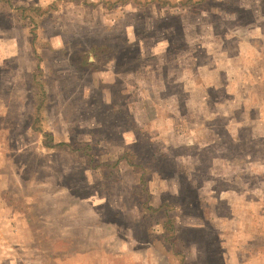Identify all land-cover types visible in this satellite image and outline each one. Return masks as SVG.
Instances as JSON below:
<instances>
[{
	"label": "rangeland",
	"instance_id": "374dc122",
	"mask_svg": "<svg viewBox=\"0 0 264 264\" xmlns=\"http://www.w3.org/2000/svg\"><path fill=\"white\" fill-rule=\"evenodd\" d=\"M0 264H264V0H0Z\"/></svg>",
	"mask_w": 264,
	"mask_h": 264
}]
</instances>
